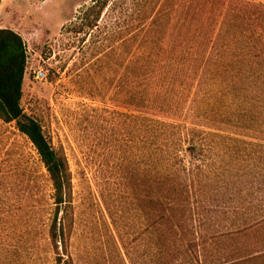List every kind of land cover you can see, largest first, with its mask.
<instances>
[{
  "label": "rangeland",
  "instance_id": "374dc122",
  "mask_svg": "<svg viewBox=\"0 0 264 264\" xmlns=\"http://www.w3.org/2000/svg\"><path fill=\"white\" fill-rule=\"evenodd\" d=\"M95 1L0 0L27 46L24 112L71 175L58 248L48 170L0 118V264H264V0H109L92 29ZM157 171L181 174L192 235L154 222Z\"/></svg>",
  "mask_w": 264,
  "mask_h": 264
},
{
  "label": "trees",
  "instance_id": "16d2710c",
  "mask_svg": "<svg viewBox=\"0 0 264 264\" xmlns=\"http://www.w3.org/2000/svg\"><path fill=\"white\" fill-rule=\"evenodd\" d=\"M108 1L109 0H96L94 4L86 10L85 20L87 22L85 24L88 27L93 29L97 26L96 22L101 17ZM237 16L245 18L243 15L241 16L240 13ZM257 36H261V34H257ZM233 37L237 38L234 39ZM233 37H227L225 39L224 52L226 54H229L237 48L245 49L242 45L245 41L240 39L241 36L239 37L235 35ZM257 39L259 41V45L255 44V46H253L254 49H256V47L258 50L264 48V38L257 37ZM235 40H238L236 44L233 42ZM242 51L244 52L245 50ZM27 63V46L22 35L10 28H0V118L8 123L13 121L16 122L18 129L25 134L36 147L41 160L46 166L54 186L57 210L56 219L51 228V237L58 248L60 247L59 242L63 248H66L67 235L62 223L59 225L58 219L60 213H65L69 205V195L71 190L69 165L67 158L57 151L47 139L41 122L33 117L27 116L24 112L22 99L24 80L27 72ZM140 99H143V97L141 96ZM140 103L144 102L141 100ZM166 106L168 107V103ZM169 107L168 109L171 108ZM194 139H191L186 151L192 158L191 162H189L192 166L190 168L194 167V169L199 170L201 167H195L194 163L204 154V150L203 147ZM157 172H155L156 175L152 180L156 189L154 199V222L162 223L164 220H167V223L168 220H172L180 216L183 222L179 223V226L184 230V235H192L194 230L186 229L187 224L184 222V220L187 221L186 215L188 213L185 202L190 203L191 194L188 187L183 183L184 181H182V177L180 176L181 174H177L176 172H167L165 174L160 171ZM260 225L261 224L255 223L249 224V226H246L239 231L246 230V232H251L254 231V228ZM227 234L233 235L232 232ZM186 240L188 241L187 245L190 253H193V250H197L199 246L197 242H190V238H187ZM195 257L196 261L199 263L200 258L198 253ZM253 259L254 258L243 260L239 264L247 261L253 262ZM57 260L58 264H74V262H71L68 259L66 260L64 255L61 253L58 254ZM205 262L207 264L206 260ZM190 264H195L194 257L191 259Z\"/></svg>",
  "mask_w": 264,
  "mask_h": 264
},
{
  "label": "built area",
  "instance_id": "2783aa9c",
  "mask_svg": "<svg viewBox=\"0 0 264 264\" xmlns=\"http://www.w3.org/2000/svg\"><path fill=\"white\" fill-rule=\"evenodd\" d=\"M41 74V73H40Z\"/></svg>",
  "mask_w": 264,
  "mask_h": 264
}]
</instances>
